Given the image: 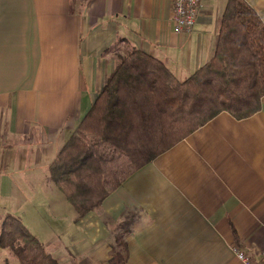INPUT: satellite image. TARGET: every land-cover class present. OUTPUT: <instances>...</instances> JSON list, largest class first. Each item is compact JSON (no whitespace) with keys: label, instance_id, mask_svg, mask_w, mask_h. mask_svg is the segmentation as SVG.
<instances>
[{"label":"crops","instance_id":"crops-1","mask_svg":"<svg viewBox=\"0 0 264 264\" xmlns=\"http://www.w3.org/2000/svg\"><path fill=\"white\" fill-rule=\"evenodd\" d=\"M227 1L207 0L176 34L173 0H0V218L17 216L59 264H244L234 247L264 264V97L246 118L221 112L80 219L60 217L48 171L120 53L184 80L213 55ZM247 1L264 20V0ZM0 264L17 262L0 248Z\"/></svg>","mask_w":264,"mask_h":264},{"label":"trees","instance_id":"trees-1","mask_svg":"<svg viewBox=\"0 0 264 264\" xmlns=\"http://www.w3.org/2000/svg\"><path fill=\"white\" fill-rule=\"evenodd\" d=\"M262 97L264 20L247 0H228L213 55L186 79L136 49L119 57L50 164V179L80 219L176 142L221 112L236 119L256 113ZM137 215L123 217L114 232L117 240L131 232ZM5 217L0 248L17 264H59L17 216Z\"/></svg>","mask_w":264,"mask_h":264},{"label":"built area","instance_id":"built-area-1","mask_svg":"<svg viewBox=\"0 0 264 264\" xmlns=\"http://www.w3.org/2000/svg\"><path fill=\"white\" fill-rule=\"evenodd\" d=\"M207 0H173L174 32L182 34L190 32L194 27L199 10ZM236 257L244 264H259L250 255L238 247H234Z\"/></svg>","mask_w":264,"mask_h":264},{"label":"rangeland","instance_id":"rangeland-1","mask_svg":"<svg viewBox=\"0 0 264 264\" xmlns=\"http://www.w3.org/2000/svg\"><path fill=\"white\" fill-rule=\"evenodd\" d=\"M122 53H120L119 56H121ZM125 55V54H124ZM123 55V56H124ZM75 130V129H74ZM161 140V139H160ZM57 190V189H56ZM57 194H59V196H62L61 193L57 190L56 191ZM63 200V204L60 200ZM64 197H61V198H55V206L57 205V207L59 208V210L61 211V215L60 217L62 218H67L69 217V214H71L73 212V208L67 203V202H64ZM72 210V211H71ZM6 215H4V217H1L0 218V232H1V228H2V225L4 223V220H5V217ZM123 247H126L125 243H122Z\"/></svg>","mask_w":264,"mask_h":264}]
</instances>
